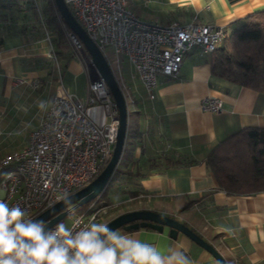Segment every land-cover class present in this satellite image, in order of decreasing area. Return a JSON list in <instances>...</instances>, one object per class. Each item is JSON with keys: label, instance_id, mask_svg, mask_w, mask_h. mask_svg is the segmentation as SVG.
I'll return each instance as SVG.
<instances>
[{"label": "crops", "instance_id": "obj_1", "mask_svg": "<svg viewBox=\"0 0 264 264\" xmlns=\"http://www.w3.org/2000/svg\"><path fill=\"white\" fill-rule=\"evenodd\" d=\"M45 2L38 1L40 13ZM126 5L143 21L209 24L229 32L264 9V0H126ZM107 52L128 115L119 172L103 189L105 201L115 208L102 222L149 209L184 223L212 244L227 264H264V190L225 192L217 188L206 165L210 149L231 133L264 128V94L212 76L209 54L193 47L184 53L175 77H157L150 98L128 59L114 56L111 47ZM60 78L81 99L93 78L90 68L74 56L63 27L60 35L51 30L49 36L35 39L0 29V158L26 145ZM30 81L40 86L33 88ZM207 96L221 100L219 112L201 110L199 103ZM86 112L96 124L108 120L99 104ZM116 230L165 253L182 251L190 264H218L183 233L170 237L165 226Z\"/></svg>", "mask_w": 264, "mask_h": 264}, {"label": "built area", "instance_id": "obj_2", "mask_svg": "<svg viewBox=\"0 0 264 264\" xmlns=\"http://www.w3.org/2000/svg\"><path fill=\"white\" fill-rule=\"evenodd\" d=\"M64 2L102 52L113 74V59L107 47L113 49L114 56L128 59L150 98L159 75L176 76L186 51L196 47L209 54L225 37L221 26L143 21L128 8L126 0ZM62 27L74 56L89 67L90 57L82 41L65 24ZM29 84L33 88L40 86L37 81ZM87 89L86 98L81 99L69 92L60 78L26 145L0 158V172L11 166L0 178V199L9 206L19 205L31 218L59 201L63 194L88 184L111 157L118 127L117 106L102 78L91 80ZM95 104L102 106L106 123L96 124L87 116V108ZM199 106L203 111L216 113L222 103L217 97L207 96ZM114 208L110 204L98 205L93 199L67 213V226L79 229L93 220L102 222Z\"/></svg>", "mask_w": 264, "mask_h": 264}, {"label": "trees", "instance_id": "obj_3", "mask_svg": "<svg viewBox=\"0 0 264 264\" xmlns=\"http://www.w3.org/2000/svg\"><path fill=\"white\" fill-rule=\"evenodd\" d=\"M41 0H0V29L27 39L61 34L58 14L51 0L39 12ZM211 75L264 94V9L225 30L222 43L209 53ZM217 188L233 194L264 190V128L239 129L213 146L206 157ZM11 166L4 167L0 178ZM119 169H115V177ZM104 191V190H103ZM103 191L95 198L108 204ZM76 210H79L76 209Z\"/></svg>", "mask_w": 264, "mask_h": 264}, {"label": "clouds", "instance_id": "obj_4", "mask_svg": "<svg viewBox=\"0 0 264 264\" xmlns=\"http://www.w3.org/2000/svg\"><path fill=\"white\" fill-rule=\"evenodd\" d=\"M61 199L71 204L65 193ZM0 264H190L184 252L167 253L93 220L76 229L49 228L19 205L0 199Z\"/></svg>", "mask_w": 264, "mask_h": 264}, {"label": "water", "instance_id": "obj_5", "mask_svg": "<svg viewBox=\"0 0 264 264\" xmlns=\"http://www.w3.org/2000/svg\"><path fill=\"white\" fill-rule=\"evenodd\" d=\"M53 1L64 24L79 37L90 57L89 68L93 73L92 80L100 77L105 81L108 91L118 109V127L111 157L100 173L84 187L69 194L71 197L70 205L65 204V202L60 199L33 218L47 222L49 228L66 217L70 210L77 206H83L95 199L109 183L123 152L128 115L127 101L102 52L74 18L64 0ZM106 223L114 230L118 228L130 230L139 227H152L156 229H161L164 226L168 227L170 237L175 238L177 233L181 232L210 253L218 264H227L222 255L212 244L203 239L184 223L168 215L149 209H139L121 213Z\"/></svg>", "mask_w": 264, "mask_h": 264}, {"label": "rangeland", "instance_id": "obj_6", "mask_svg": "<svg viewBox=\"0 0 264 264\" xmlns=\"http://www.w3.org/2000/svg\"><path fill=\"white\" fill-rule=\"evenodd\" d=\"M64 222H65V224L67 225V224L69 223V218L66 217V218L64 219Z\"/></svg>", "mask_w": 264, "mask_h": 264}]
</instances>
